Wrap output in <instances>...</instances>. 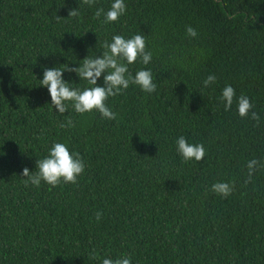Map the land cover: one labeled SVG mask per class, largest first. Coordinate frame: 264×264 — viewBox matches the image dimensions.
<instances>
[{"label": "trees", "instance_id": "trees-1", "mask_svg": "<svg viewBox=\"0 0 264 264\" xmlns=\"http://www.w3.org/2000/svg\"><path fill=\"white\" fill-rule=\"evenodd\" d=\"M113 2L0 0V264H264V167L245 185L247 163L264 165V0H124L116 22L95 18ZM136 34L152 59L128 68L150 70L155 92L130 84L109 97L115 120L54 109L45 68H77L114 35ZM63 79L90 87L75 72ZM241 95L258 125L240 117ZM68 118L75 126L59 127ZM181 136L204 145L202 161L183 160ZM56 142L82 158L78 182L25 187L23 169L38 171ZM217 182L233 193H214Z\"/></svg>", "mask_w": 264, "mask_h": 264}, {"label": "clouds", "instance_id": "clouds-1", "mask_svg": "<svg viewBox=\"0 0 264 264\" xmlns=\"http://www.w3.org/2000/svg\"><path fill=\"white\" fill-rule=\"evenodd\" d=\"M83 4L92 6L96 0H82ZM126 13V5L124 0H114L110 9L105 13L102 8L96 10L95 18L105 16L103 23L116 22L122 15ZM79 16L78 9H71L68 18H76ZM57 19H61L57 17ZM186 34L190 37H196L197 33L191 26L186 27ZM102 56L86 57L77 68L61 69L59 67L45 68L43 79L40 80L41 87L48 89L51 97V105L60 114L68 111V104L71 103L72 108L77 114H84L98 111L101 116L107 120H115L116 113L113 112L106 104L109 97L123 94L130 84L138 86L145 93H153L156 90V83L153 82L150 70H139L133 74L129 71L128 65L135 63L138 59L144 65L150 63L152 53L146 49L145 37L140 34L133 35L126 39L122 35H114L111 43L105 41L103 45ZM75 72L80 80L87 81L90 87L81 90L79 87H72L64 81V72ZM104 86H98L97 81L102 74ZM216 81L214 75H209L204 81V87L210 86ZM236 96L235 90L231 85L225 86L222 91L221 101L224 103L225 111L231 109L233 100ZM238 113L240 117H248L251 112V119L259 123V114L251 111L253 104L250 99L241 95L238 100ZM71 118L65 123H61L59 127H74ZM177 152L185 162L194 159L200 162L205 157V148L201 144L188 143L181 136L176 140ZM259 167H264L257 159H252L247 163L248 179L245 181L247 185ZM36 169L38 171L30 172L28 168L23 169L24 185L29 184L39 187L41 182H45L52 187L58 186L61 182L68 184H76L78 177L84 172L85 164L79 153H71L68 146L62 142H56L52 145L48 155L36 161ZM235 185L227 182H217L212 185V191L222 197L227 198L234 191ZM102 213L96 214V220H100ZM95 250H93L94 253ZM102 264H131V258L121 256L115 260L105 258Z\"/></svg>", "mask_w": 264, "mask_h": 264}]
</instances>
